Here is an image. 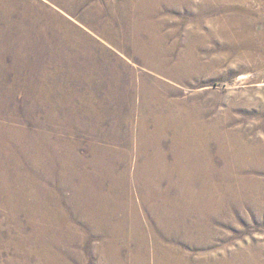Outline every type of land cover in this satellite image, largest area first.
<instances>
[{"label":"rangeland","instance_id":"374dc122","mask_svg":"<svg viewBox=\"0 0 264 264\" xmlns=\"http://www.w3.org/2000/svg\"><path fill=\"white\" fill-rule=\"evenodd\" d=\"M139 1L0 0V264H136L129 256L141 250L139 234L130 235L127 222L118 235L114 228L109 232L102 219L108 211L115 221L130 220L128 183L114 184L94 166L97 161L114 166L115 177L129 173L135 161L123 155L134 154L139 119L147 117L153 130L152 115L135 105L136 87L154 90L165 115L183 112L201 122L198 129L186 125L182 131L206 140L217 170L229 159L220 155L221 132L236 133L251 147L264 146V49L253 36L264 33V0L162 2L147 15L148 30L139 26ZM245 1L252 6L251 16L243 18L249 38L216 31L222 6L242 12ZM136 41L157 44L167 60L159 69L146 63ZM166 135L162 150L171 164L176 132ZM96 147L101 152L94 156ZM145 147L149 153L137 157L138 164L153 155ZM238 166L248 183L250 177L258 181V197L244 208L231 205L226 216L201 206L207 195L202 180L186 201L181 189H168L162 181L163 192L178 196L177 203L164 204L176 216L178 233L160 227L158 215L142 208L146 227L162 247L175 248L190 264L236 257L264 264V165L235 162L233 170ZM225 179L211 178L221 186ZM84 181L96 188L94 194L82 189ZM149 202L157 214L163 209L155 198ZM85 203L98 222L82 211ZM201 222L210 223L205 242L189 233L199 232ZM109 246L117 249L115 256Z\"/></svg>","mask_w":264,"mask_h":264},{"label":"bare ground","instance_id":"6f19581e","mask_svg":"<svg viewBox=\"0 0 264 264\" xmlns=\"http://www.w3.org/2000/svg\"><path fill=\"white\" fill-rule=\"evenodd\" d=\"M206 1H208V0H206ZM209 1L214 2L217 0H209ZM234 1H236V0H223V2H225V3H231ZM162 2H166V3L171 4V5H176V4H181L182 2H184V0H140L139 6L137 5V7L139 8L137 15H138V18L140 20L139 21L140 28H143V30H144L147 27H149V25H147V22H145L149 18V16H147L149 11H151V9H154V7H157ZM222 7H223L224 13L220 17L216 18L215 25L213 24V26H215V30L221 31L228 36H229V34L233 35V37L235 36L238 39H240V37L245 39V40L248 39L249 35L245 31L243 18L251 16V11H252L251 4H249L245 1V6L242 9V12H241V10H238V9L237 10H231L230 8L228 9L227 4H224V6H222ZM237 7H238V5H237ZM134 8H135V6H134ZM131 9H132V7H131ZM135 9H134V11H135ZM155 9H157V8H155ZM210 25H211V23H210ZM213 26H212V28H213ZM146 30H148V29H146ZM150 30H151V28H150ZM214 34H216V33L214 32ZM253 36H254V39H256L257 45H259L260 48L264 49V33H259V34L253 33ZM229 37H232V36H229ZM134 42H135V40H134ZM239 42H240V40H239ZM136 44H137V52L139 54H141L143 58H145L144 61L146 60V63L154 66L156 69L160 68L161 62L167 60L166 57H164L162 55V52H161L159 46H157V44H149L148 47H146L142 43H140L141 45H139L137 43V41H136ZM249 46H250V44H249ZM180 65H182V64H180ZM114 87H115V85H114ZM112 97H113V95H112ZM135 99H136L135 105L139 108L138 112H141L144 109H146L148 111L147 115H150V114L152 115V121L154 124L151 122L153 130L149 131L148 119L145 116H142L139 119L138 124H136L138 131L136 130L137 134H135L136 136H134L133 141H132V144H133L134 149H135L134 154H124L123 155V157H126L128 160L132 159V161H135L130 166L129 173L126 172L125 174H122L119 177H115L116 175L114 172V170H115L114 166H113V169H114L113 170L112 165H109L110 166L109 167V166H106L102 161H97V160H96L97 162L96 161L95 162L98 165V167H96V165H94L95 168L98 169L100 175L103 178L105 177V178L113 179L114 184L115 183L119 184L120 182H123L124 180L128 183L129 193L125 192L124 196H127V202L125 204L127 205V210H128L127 212L129 214L130 220L127 221V220H123V219H117L115 221L114 216L112 219V216L108 215V211H106V214L105 213L102 214V219L104 220V224L107 227V229L108 228L110 229L109 232H111L112 228H114L115 232H117L116 234L118 235L120 228H121V225L124 222H127L131 226L129 228V230L131 231L130 235H132L133 237H136V233L139 234V239H140L139 247L141 250H140V252L132 253L129 256V258L132 260V263L136 262V264H190L189 258L186 255L178 253L175 248H169V247L164 248V247H162L159 239L155 238L153 236V233L151 232V230L148 227H146L145 218L143 216L142 208L148 209L152 213V215H154V216L158 215L157 220L159 222L160 227L164 228L165 230H167V229L171 230L176 235L178 233V232L176 233V231H175V228L177 227L176 223H178V222L175 223V217L176 216L166 212V210L164 208V204L167 202L168 203H177L178 202V196L176 198H170L169 196H170L171 191H169L168 189H171V187L176 188V190L181 189V195H179V196L183 201H186L188 198L193 197V194L195 193L194 189H195V181L196 180H200V181L202 180L201 192L204 194H207L204 196V198H202V200L200 202L201 206L207 210L206 211L207 213L211 214V212H213L214 214H217V215L219 214L220 216H226V215H228V212L230 210L231 205L235 204V206L239 207V209L246 207L247 204L255 201L254 199H255V195L257 194L256 193V187L258 186V184H257L258 181H256V179L254 180L253 177H250L247 179V180H249V183H248L244 179V177L246 178V176L243 177L244 170L242 169V167L238 166L237 168L239 171H234L233 170V163L236 162V163L242 165L243 167L245 165V162L253 163V165H257V164L261 165L262 164V166H263L264 165V146L257 145V146L251 147L248 143L244 142L243 139L239 135H237L236 133L221 132L219 134L218 138L221 142L225 143V145L220 147V155L225 157V158H229V159H228L227 165L222 170H217L214 166L213 159H212L211 153L209 151V149H210L208 147L209 145H207L206 144L207 142H205L206 140L205 141L203 140L200 142L199 139L197 137H195L193 134L192 135H186L182 131V129L186 125H189L193 129H198V126L201 125V122H200V124H198V123L194 122L195 120L191 121L187 117V115H183V112H181L177 116H173L171 114L165 115L163 110H162L163 103L159 104L158 96H157L156 92L154 90L147 89L144 86L136 87ZM168 131H175L176 132V137H174V141L172 142L173 143L172 144V151L174 153V162L171 164L168 163V161L166 160V156L162 150V142H161V140L163 139L162 137L168 136V135H166V133ZM3 138H5V137H3ZM29 140L31 141V138ZM33 140H35V139H33ZM45 140H46V138H45ZM0 141H2V140H0ZM25 143H27V142H25ZM42 143H44V142H42ZM256 143L258 144V141H256ZM187 144H190L191 146L188 147ZM0 145H1V143H0ZM36 145H38V144H36ZM146 145L151 147V149L153 150V153H152L153 155L152 156H149V154H148V156L145 155L144 156L145 163L144 164H142V163L138 164V163H136L137 157L142 155V153L147 154V152H148L147 147H145V149L143 148ZM62 146H64V145H62ZM44 147H45V144H44ZM38 148H40V147H38ZM61 149H63V148H61ZM72 149H73V147H72ZM49 150H52L51 147ZM100 150H101L100 148L96 147L94 152H93L94 156ZM39 151H41V148ZM65 154H68V153H65ZM36 155H37V153H36ZM38 155H40V153ZM58 156H60V155H58ZM71 156H69V157H71ZM52 157H53V155H52ZM109 157H111V156H109ZM45 158H43L42 160H44ZM140 158H142V157H140ZM72 162H73V160H72ZM142 162H143V160H142ZM109 164H111V163H109ZM99 167H100V169H99ZM254 168H257V167H254ZM66 170H68V169H66ZM49 172H50V170H49ZM75 172H77V171H75ZM95 173H97V172H95ZM176 176L179 177V180H178V182L174 183L173 180L175 179ZM217 176H224V178H226L224 180V183L222 186L219 185L218 183H216L215 181L211 180V178H216ZM164 180L167 181L168 189H166L163 192V189L161 188V183ZM85 183H86L85 181L81 182L82 189L85 192L87 189V191L89 193L94 194L96 188H94V187L92 188L91 186L89 187ZM182 194H185L186 196H184ZM195 196H197V194ZM227 196L232 197L231 201L228 200ZM150 197H153V198H155V200L163 203V209L158 214H157L158 210L150 205V202H149ZM225 198L227 199L226 204H225V202H226ZM141 201H144V203ZM229 203H233V204H229ZM88 204L89 203H85V205L83 207L84 209H82V211L87 214L90 222L96 223V222H98V219H96V217L90 212ZM113 211H115V210H113ZM198 212L203 214V209L198 208ZM139 220H142L143 223ZM209 225H210L209 222H207V223L203 222V224L201 222V228H199V230H200L199 232H193L191 229H189L190 231H192V232H189L191 235L190 237L191 238L194 237V238L200 240L201 242L208 241V239H209L208 238ZM44 226H46V225H44ZM142 226L145 229L142 230ZM177 229H179V228H177ZM183 229L185 230L184 227H183ZM184 233H186V232H184ZM186 234H188V233H186ZM183 237H184V235H183ZM189 240L192 241L191 239H189ZM206 243H208V242H206ZM109 247L115 256L118 252L117 249L113 248V246H109ZM247 254H248V252H247ZM247 258H249V257H247ZM251 259H252V257L249 258L248 261H242L240 257H238V258L236 257L235 260L220 259L216 262H213V264H220L222 262H225L227 264H249ZM117 262H118V260H117ZM208 264H211V263H208Z\"/></svg>","mask_w":264,"mask_h":264}]
</instances>
